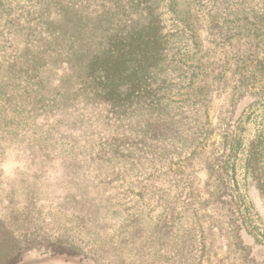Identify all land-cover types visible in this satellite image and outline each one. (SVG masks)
<instances>
[{"label": "trees", "instance_id": "obj_1", "mask_svg": "<svg viewBox=\"0 0 264 264\" xmlns=\"http://www.w3.org/2000/svg\"><path fill=\"white\" fill-rule=\"evenodd\" d=\"M176 1L0 0V187H26L21 215L69 222L44 248L50 259L83 255L123 219L141 218L122 190L124 173L147 179L206 138L205 104L177 98L194 78L197 42ZM199 2L216 40L264 19V0ZM229 150L224 178L254 228L245 180L264 151L263 99L242 116ZM12 192L0 191V261L10 241L21 250L37 239L3 217L19 208ZM162 219L170 250L198 264L203 233L191 202L169 205Z\"/></svg>", "mask_w": 264, "mask_h": 264}, {"label": "rangeland", "instance_id": "obj_2", "mask_svg": "<svg viewBox=\"0 0 264 264\" xmlns=\"http://www.w3.org/2000/svg\"><path fill=\"white\" fill-rule=\"evenodd\" d=\"M176 2L179 15L195 31L197 42L191 58L194 78L177 98L205 104L209 115L206 138L194 154L147 179L124 173L122 190L131 193L126 199H134L131 203L141 218L134 223L123 219L116 226V234L109 230L100 235L94 248L85 249L83 255L50 259L44 248L58 239V228L68 227L69 222L59 219L49 223L39 219L40 215L35 220L21 215L22 189L26 187H0L5 194L13 190L10 196L20 194L17 210L2 211L8 225L37 237L30 249L22 246L19 250L10 241L8 257L0 264H8L18 254L19 264L43 260L44 264H188L184 252L174 254L170 250L171 224L162 219L169 205L185 199L198 214L203 233L204 250L198 264H264V151L256 170L245 180L256 217L254 228L239 217L232 184L224 178L223 168L240 119L257 101L264 100V19L240 21L237 34L220 41L211 35V16L199 0Z\"/></svg>", "mask_w": 264, "mask_h": 264}]
</instances>
